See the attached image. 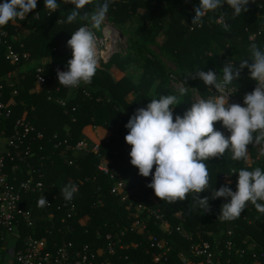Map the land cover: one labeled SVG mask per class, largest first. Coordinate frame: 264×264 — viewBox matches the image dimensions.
<instances>
[{
	"label": "trees",
	"instance_id": "obj_1",
	"mask_svg": "<svg viewBox=\"0 0 264 264\" xmlns=\"http://www.w3.org/2000/svg\"><path fill=\"white\" fill-rule=\"evenodd\" d=\"M57 2L59 10L48 15L44 0H37L35 13L0 28V34L3 31L9 34L5 39L8 43L0 45V85L4 86L1 91L3 101H13L10 104L12 115L0 117V134L5 129L4 137L10 136L16 121L25 115L45 135L43 141L25 140L24 146L30 145L34 153L25 162L9 159L6 162L5 172L10 179L15 175L12 170L16 163L21 169L16 173L20 180L30 176L27 174L28 164L46 174L48 189L25 196L22 204L25 210L33 213L38 233L35 228L25 226L23 235L44 236L58 244L71 242L76 251L88 246L95 254L97 264H207L206 259L193 249L194 244L204 242L217 251L215 259L221 264H264V214L249 203L238 219L220 222L221 207L227 202L223 198L211 200V212L206 213L198 207L190 210V204L194 203V194L191 193L184 202L169 204L161 201L147 187L152 177H142L131 165V146L125 140L128 134L125 125L138 108H146L152 99H159L161 95L179 96L168 85L170 75L164 58L175 63L181 80L189 87L187 94L179 97V104L173 110L174 118L183 116L195 102L190 85L201 99L213 94L199 79L188 78L186 82L187 73L212 70L219 76L228 60L233 64L242 59L253 63L250 45L254 43L264 50V0L251 2L249 11L237 18L232 17L231 9L225 4L222 9L206 16L199 27L191 25L194 13H189L199 6V0H112L107 20L123 36L129 37L131 52L124 58L115 53L108 62L101 61L91 84H81L73 89L60 86L57 69L66 71L72 58L67 46L71 33L81 26H90V21L78 18L71 24L65 22L74 6L64 4L63 0ZM95 2L102 3L103 0ZM93 7L89 5L85 11L90 15ZM220 17L225 19L228 28L217 23ZM93 31L102 36V29ZM254 35L255 38L251 39ZM9 45L20 53H29L30 58L12 65L6 59ZM131 66L134 71H129ZM40 67L46 78L44 86L37 84V69ZM112 70H120L121 77L115 78ZM9 73H12L11 78ZM9 81L13 87L7 85ZM255 83L245 69L232 86L244 101V96L253 91ZM131 95L133 98L129 99ZM87 127H101L111 132L100 144L101 157L92 151L67 152L64 156V145L54 147L64 140L71 145L86 140L92 148L94 142L84 133ZM214 127L225 136L230 135L221 122ZM0 150L4 151L5 147L0 145ZM66 157L74 161L73 165L65 163ZM101 159L125 180L126 189L119 195L112 193L116 180L98 169ZM206 164L211 187L219 190L230 180V187L235 192L238 172L233 174V169L260 167L264 170V157L258 158V150L250 145L247 162L233 161L226 152L224 157L210 159ZM154 172L155 167L153 175ZM69 182L79 187L73 198L76 213L67 222L72 228L61 224V218L67 217L69 212V202L61 197L60 189ZM126 192L131 196L123 201ZM43 196L51 203L50 207L37 206ZM200 196H210V192L205 191ZM59 206L63 207L61 211ZM157 210L163 214L169 228H164L163 221L150 213ZM48 212H53L56 218L50 220ZM178 213L181 217L177 216ZM109 234L111 240L107 239ZM151 237L166 243L164 249H170L160 262H156L153 255L162 254L164 249L152 247ZM0 248L5 255L10 253L6 244L0 242ZM3 261L5 258L0 264H4Z\"/></svg>",
	"mask_w": 264,
	"mask_h": 264
},
{
	"label": "clouds",
	"instance_id": "obj_2",
	"mask_svg": "<svg viewBox=\"0 0 264 264\" xmlns=\"http://www.w3.org/2000/svg\"><path fill=\"white\" fill-rule=\"evenodd\" d=\"M251 2L255 0H199L191 25L202 26L206 16L222 9L225 4L231 9L233 18L240 17L249 11ZM44 3L48 15L60 8L57 0H44ZM63 3L74 6L65 22L71 24L78 18L90 21V26H81L71 33L67 46L72 58L66 71L57 69L60 86L73 89L81 84H91L96 75L99 60L93 29H102L112 0H103L102 3L63 0ZM89 5L94 6L90 15L85 11ZM36 9L37 0H4L0 3V28L27 19ZM250 51L253 63L249 64L248 59H242L238 64L228 60L219 76L212 70L187 73L186 82L188 78L199 79L207 90L213 92L214 89L215 92L207 99L191 103L183 116L174 118L173 110L179 104V97L187 94L188 86L179 89V96L161 95L159 99H152L146 108H138L125 125L128 129L125 140L131 146L130 163L142 177H152L147 187L161 201L169 204L184 202L191 193L194 194V203L190 204V210L198 207L206 213L211 212V200L223 198L227 202L221 207L220 222L238 219L249 203L264 214V170L260 167L233 169V174L238 172L237 190L233 192L230 180L219 190L211 187L206 164L210 159L224 157L226 152L233 161L247 162L250 145L258 150V158L264 157V50L253 43ZM245 69L257 87L244 96L245 106L229 103L232 95L229 86L241 78ZM217 122H221L230 135L215 130ZM205 191L210 192V196L201 198L200 194ZM77 192L78 186L71 182L60 189L66 202L72 201ZM37 206L50 207L45 196L38 200Z\"/></svg>",
	"mask_w": 264,
	"mask_h": 264
},
{
	"label": "built area",
	"instance_id": "obj_3",
	"mask_svg": "<svg viewBox=\"0 0 264 264\" xmlns=\"http://www.w3.org/2000/svg\"><path fill=\"white\" fill-rule=\"evenodd\" d=\"M195 8V7H194ZM194 8L189 11V13H194ZM263 7L261 6V9ZM220 21L218 24L228 28V24L221 17L217 19ZM107 27L111 28L110 35L114 33L113 36H108L105 33ZM8 33L3 31L0 34V45H5L8 42L5 40L8 37ZM117 28L112 25H106L103 29V35L97 36V50H98V59L102 58L104 61L108 60L113 52L110 54L108 58H104V51L108 50L110 44L114 46L115 42H117ZM255 35L251 37L254 39ZM109 40V42H108ZM6 59L12 64H18L21 59L27 61L30 58L29 53H20L16 51L12 45H9L7 48ZM102 60V61H103ZM64 71L63 69H59ZM12 73L8 74V77L11 78ZM46 83V78L44 75V69H37V84L38 86H44ZM10 87H13V84L10 81L7 83ZM257 87L255 83L253 85V91ZM4 86L0 85V117L6 116L10 117L12 115V110L10 108V104L13 101L5 102L3 101L2 89ZM231 90V96L229 97V103H238L241 106L244 105L243 99L237 94V89H235L232 85L229 86ZM227 91V90H226ZM215 92V90H213ZM17 92L14 91V94ZM214 94V93H213ZM212 94V95H213ZM62 105L64 102L59 100ZM13 133L10 136L4 137L6 130L1 131L0 136V145L5 147L4 151L0 150V242L6 244L7 249L13 253V264H97L95 262L96 256L95 254L90 252L88 246H86L83 250L76 251L74 250L73 243L63 241L61 244L57 242H50L46 237H40L35 235H23L22 229L26 226L29 228H35V224L33 223V213L30 210H25L22 207L23 202L25 201V196L35 193H43L48 187L45 184L46 174L41 169H36L34 166L28 164L27 174H30L24 180H20L17 176V171L20 172L19 165L14 164L13 173L14 177L9 178V174L5 172L6 162L9 159L10 161H18L25 162L27 157L33 156L34 153L30 147L24 146L25 140L31 139L34 141H43L45 135L43 132L36 129L30 121L26 117L19 118L13 129ZM31 136V138H30ZM55 139L57 136L55 135ZM60 145H64V150L62 154L65 156L67 152L74 153H87L93 152L96 155H100V145H93L90 147V144L86 140H81L75 145H71L68 140L60 141L55 144V148ZM25 147V148H24ZM42 150V148H41ZM101 157V155H100ZM65 163L69 165H73L74 161L66 157ZM98 169L104 173L105 175L110 176L111 179H115L116 182L113 186L112 193L115 195H119L123 189H126L125 180L123 177L113 169H111L108 165V162L104 159H101ZM227 177V176H225ZM79 188V187H78ZM124 189V191H125ZM129 196H131L130 192H126L123 195L122 200H126ZM49 205L51 204L48 202ZM69 212L67 217L61 218V224H65L66 226L72 228L69 225L68 219L72 218V216L76 213L75 206L73 204V200L68 203ZM63 207L59 206L58 210L61 211ZM129 209V207H128ZM150 213H154L163 221V227L169 228L168 222L165 221L163 214H160V210L157 212L151 211ZM178 217H181V213L177 214ZM48 218L50 220H54L56 215L53 212H48ZM85 220H82V222ZM139 224V222H137ZM37 228H35V232ZM107 239L111 240V235H107ZM152 241V247L157 249H164L166 247V243L158 240L156 237L150 238ZM109 248L111 252H113L112 246L109 244ZM193 249L198 256H203L206 259L207 264H221L219 260L215 259V254L217 251L212 250L210 244L204 242L202 244H194ZM169 248L164 249L163 253L160 255L154 254V259L156 262H160L168 252Z\"/></svg>",
	"mask_w": 264,
	"mask_h": 264
},
{
	"label": "rangeland",
	"instance_id": "obj_4",
	"mask_svg": "<svg viewBox=\"0 0 264 264\" xmlns=\"http://www.w3.org/2000/svg\"><path fill=\"white\" fill-rule=\"evenodd\" d=\"M108 24L114 26L113 24L108 22V20L106 19L105 24L102 26V34L101 35H103V29ZM117 33H118V35H117L118 37H117V42H115V44L113 46L114 47L113 54L118 53V54H120L121 58H124L128 55L129 52H131V50H130V46L132 45L131 40H129V37L127 35L123 36L122 32H120L119 30H117ZM108 42H109V40H108ZM153 49L157 53L159 52L157 47H154ZM98 60H99V68H100L101 67V61L103 59L100 58ZM163 61L165 62L166 68L168 69V73L170 75V77L168 79V85L172 90H174L176 93L179 94V89L181 87H187L184 85L183 81L180 78L179 69L177 68V66H175V63L173 61H171L170 59L164 58ZM114 71H118V70H112L113 73H114ZM129 71H134V68L132 66L129 67ZM121 75L122 74H114V77L118 79ZM190 92H191L192 97H193L195 102L201 99L197 90H195V88L192 87L191 85H190ZM132 98H133V95H131L129 97V99H132ZM22 117H25V115H23ZM110 133L111 132L107 129H104L101 127H94L92 132H90V135L93 139L91 141H93L95 145L99 146L104 139H107L110 136ZM105 159L108 160L106 157H105ZM2 251H3V249L0 248V260L2 258H5V261H3L4 264H13V256H14L13 253L10 252V253H8V255H5V253H3Z\"/></svg>",
	"mask_w": 264,
	"mask_h": 264
},
{
	"label": "crops",
	"instance_id": "obj_5",
	"mask_svg": "<svg viewBox=\"0 0 264 264\" xmlns=\"http://www.w3.org/2000/svg\"><path fill=\"white\" fill-rule=\"evenodd\" d=\"M103 55H104V58H108L107 55H105V54H103ZM112 55H113V54H112ZM112 55H111V57H112ZM111 57H110V58H111ZM110 58H109L108 60H106L105 62H108V61L110 60ZM114 74H122V73H121L120 70H118V71H115ZM120 77H121V76H120ZM120 77H119V78H120ZM119 78H118V79H119ZM93 128H94V127H87V128L84 130L85 135H86L90 140H93L92 137H91V135H90V132H92Z\"/></svg>",
	"mask_w": 264,
	"mask_h": 264
},
{
	"label": "bare ground",
	"instance_id": "obj_6",
	"mask_svg": "<svg viewBox=\"0 0 264 264\" xmlns=\"http://www.w3.org/2000/svg\"><path fill=\"white\" fill-rule=\"evenodd\" d=\"M105 33L108 36H113L114 35V33L111 34V35L109 34V33H111V28L110 27H107V29L105 30ZM113 50H114V47L112 46V44H110L108 50L107 51L105 50L103 54H105V55H107L109 57L111 52H113Z\"/></svg>",
	"mask_w": 264,
	"mask_h": 264
}]
</instances>
